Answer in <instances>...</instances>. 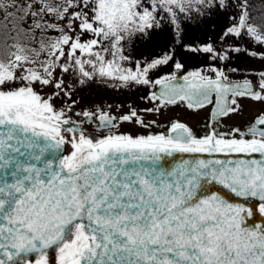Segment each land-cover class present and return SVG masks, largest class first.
Instances as JSON below:
<instances>
[{
	"label": "snow or ice",
	"instance_id": "6c2138e0",
	"mask_svg": "<svg viewBox=\"0 0 264 264\" xmlns=\"http://www.w3.org/2000/svg\"><path fill=\"white\" fill-rule=\"evenodd\" d=\"M205 15L227 19L219 48L184 40ZM162 20L161 50L133 64ZM245 36L264 47V0H0V264H264V70L184 62L264 61ZM93 84L143 86L151 106L81 107ZM206 106L200 133L144 116Z\"/></svg>",
	"mask_w": 264,
	"mask_h": 264
},
{
	"label": "rangeland",
	"instance_id": "374dc122",
	"mask_svg": "<svg viewBox=\"0 0 264 264\" xmlns=\"http://www.w3.org/2000/svg\"><path fill=\"white\" fill-rule=\"evenodd\" d=\"M255 0H252V2ZM261 3V0H259ZM254 3V2H253ZM255 4V3H254ZM227 24L226 17L220 15H205L200 17L198 20H190L183 19L181 21V27L183 29L184 40L185 42L192 43H204L212 41L219 48L221 43L219 41V35L221 34V30ZM171 30V25L168 24L167 21L162 20L161 27L153 30V38L151 40L140 38L139 36H135L132 38V46L131 48L125 49V54H131L133 56L132 63L134 64L135 59H141L143 57H150L156 55L160 50V35L169 33ZM174 35V33H173ZM232 42L241 44L243 47H257L258 50H264V47H258L254 43H252L248 37L241 38H232ZM181 51H186L181 49ZM184 60L183 57H181ZM185 62V70L206 66L209 63H216L218 67H223L226 70V74L232 76H236L237 73L227 72L228 68H238L240 69L241 74L248 69H254L255 71H259L264 67V61L260 58H254L250 56L246 52H231L230 56L225 61H212L208 59V54L202 52H190L187 53V59ZM79 94L81 97V107H90L94 104H107L112 106V110L116 111V106L121 105L122 107L119 111H127L128 106L131 103L133 106L137 108H146L151 106V102L149 100L144 99L147 94V90L143 86H136L133 88H124V89H116L113 87H108L103 84H93L90 88L80 89ZM261 107L255 102L246 103L243 105V113L235 114L227 118V121L230 122H238L245 120L248 117L256 114L257 109ZM182 112L187 114V120L193 121L199 118L202 113H190L186 112L181 107L170 108L169 110L163 111L160 116H156L154 113H144L146 119H157L158 121H162L165 119L170 113ZM131 123H125L122 128L125 126H130ZM132 125V124H131ZM121 128V130H122Z\"/></svg>",
	"mask_w": 264,
	"mask_h": 264
},
{
	"label": "flooded vegetation",
	"instance_id": "af4514ba",
	"mask_svg": "<svg viewBox=\"0 0 264 264\" xmlns=\"http://www.w3.org/2000/svg\"><path fill=\"white\" fill-rule=\"evenodd\" d=\"M261 70H264V67H262ZM261 70H259V71H261ZM259 71H256V72H259ZM242 75H250V73L248 71H245L242 74H241V72H238L236 76L232 75L231 78L232 79H238ZM183 109L186 112H190V113H198V112H200V113H202V115L199 118H197V119H195L193 121H188L187 117H186L187 114L184 113V115H183V113L179 111V112H176V113H170L165 119H163L162 121H159V122L160 123H164L165 121H167L170 118H180L182 120H185L187 123H189L190 126H192L196 132L200 133L202 131L201 126L205 123V118L207 117L208 113L210 112V108L208 106H206L204 109L197 110L195 112H193L191 110H187L185 108H183ZM249 118L250 117L246 118L245 120L243 119L242 121H238V122H230V121L225 120V123L226 124H231L232 126L243 125ZM131 124H130V126H125L124 128H122L121 131H124V130H130V131H133V132H136V131H147V129H141V128H139V126H137L135 124H132V125Z\"/></svg>",
	"mask_w": 264,
	"mask_h": 264
},
{
	"label": "trees",
	"instance_id": "16d2710c",
	"mask_svg": "<svg viewBox=\"0 0 264 264\" xmlns=\"http://www.w3.org/2000/svg\"><path fill=\"white\" fill-rule=\"evenodd\" d=\"M254 3H255V5H257L258 7L260 6V1L259 0H255V1H253Z\"/></svg>",
	"mask_w": 264,
	"mask_h": 264
}]
</instances>
